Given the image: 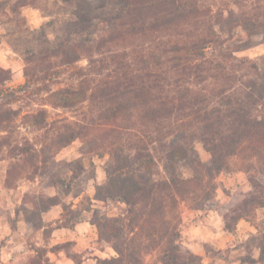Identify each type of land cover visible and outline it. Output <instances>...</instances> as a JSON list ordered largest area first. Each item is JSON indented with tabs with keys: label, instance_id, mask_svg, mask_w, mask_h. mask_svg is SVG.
<instances>
[{
	"label": "trees",
	"instance_id": "trees-1",
	"mask_svg": "<svg viewBox=\"0 0 264 264\" xmlns=\"http://www.w3.org/2000/svg\"><path fill=\"white\" fill-rule=\"evenodd\" d=\"M61 1L66 6L58 16L26 30L24 81L7 85L9 71L0 67V148L8 142L2 133L18 118L29 131H43L9 149L34 175L43 174L48 158L92 128L113 131L105 179L95 185L93 198H115L126 211L103 216L91 202L79 208L59 194L47 195L28 210V229H39L41 212L61 203L56 227H71L90 211L99 246L116 252L97 257L96 264H143L156 249L159 264H202L182 242L180 221L170 212L181 201L217 209L215 178L230 168L232 156L241 155L251 191L224 215L223 227L233 232L240 219L254 226L246 247L258 255L248 253L241 264L264 263V217L254 219L264 208V58L235 55L264 45V0H236L254 2L242 10L204 0ZM2 5L18 15L29 2ZM61 78L67 82L60 84ZM32 102L36 106L22 112V103ZM87 102L92 112L86 122L62 120L53 127L43 107L71 110ZM195 141L209 152L207 161ZM69 165L71 181L80 165L76 159ZM59 182L54 177L53 184ZM59 249L71 254L69 242L49 248ZM47 250L35 246L28 264H49Z\"/></svg>",
	"mask_w": 264,
	"mask_h": 264
},
{
	"label": "rangeland",
	"instance_id": "rangeland-1",
	"mask_svg": "<svg viewBox=\"0 0 264 264\" xmlns=\"http://www.w3.org/2000/svg\"><path fill=\"white\" fill-rule=\"evenodd\" d=\"M28 2L29 5L20 6L18 15L10 13L7 5L0 6V67L9 71V75L4 76H9L5 83L11 87L24 81L26 61L21 52L28 45L24 38L26 30L39 28L46 20L58 16L61 12L60 8L66 6L61 0H28ZM204 2L213 6L214 4L229 5L235 10L248 9L254 3L251 1L237 2L236 0H204ZM9 18H13V20ZM235 55L259 60L264 58V45L253 44L235 52ZM78 64H85V61L80 60ZM60 81V84L67 82L64 78H61ZM243 82L245 81L241 79L234 85L240 87ZM18 104H13V106L17 107ZM21 106L22 112H25L36 104L34 102L22 103ZM91 106V103L87 102L79 108L71 110L53 108L49 105L43 107L46 110L48 121L52 123L53 127L62 120L86 122L88 114L92 112ZM18 121L19 118L10 126L9 131L2 133L7 135L8 142H5L0 148V247L9 243L11 246L9 253L12 254L11 257H7L0 252V264H28L30 256L36 254L34 247L42 246L36 244L41 241L40 237L37 238L36 232L29 230L27 224L24 223L29 218L28 210L35 202H38L40 198H45L48 194H59L61 200L76 204L79 208L88 206L91 202L93 204L91 207L98 209L103 216L123 214L126 211L125 203L115 198L89 201V198L94 195L95 185L102 183L105 179L104 166L108 159L107 143L110 137L116 135L115 132H110L104 127L92 128L86 134L61 148L55 154L54 160L52 157L48 158L42 165V169L46 173L34 175L32 167L26 163L17 162V158L12 156L9 149L27 138L37 140L43 131L31 132L20 125ZM118 124L122 125V123ZM194 145L201 160L207 161L210 154L204 149L202 143L195 141ZM75 159L80 165L79 170H77V177L69 181L68 178L71 174L69 161ZM245 163L246 159L241 155H234L230 158V168L216 176L214 195L218 202L217 209L192 208L188 201H181L172 209L170 215H174L175 219L180 221L179 229L181 230L184 225L188 231L185 235L180 233L182 242L188 240L189 234L194 236L205 234L202 228V214L206 210H213V218L210 219V223H206L207 226L213 227L220 221L223 226L224 215L249 194L251 184L244 170ZM54 177L63 179V182L53 184ZM67 184H70L71 188L70 192L65 194L63 190L67 189ZM83 216H91V212L83 211ZM263 217L264 208H258L255 211L254 219L259 221ZM241 222L242 225L237 226L233 232H227L200 246L202 264H241L248 253L257 257L256 248L248 249L246 247L247 240L250 234L255 232V228L249 225L248 221ZM248 226H251V230L248 229ZM185 246L188 248L187 244ZM158 254L159 249H156L144 255L143 264H159ZM49 264L53 263L49 262Z\"/></svg>",
	"mask_w": 264,
	"mask_h": 264
},
{
	"label": "crops",
	"instance_id": "crops-1",
	"mask_svg": "<svg viewBox=\"0 0 264 264\" xmlns=\"http://www.w3.org/2000/svg\"><path fill=\"white\" fill-rule=\"evenodd\" d=\"M53 194H48L54 195ZM77 196V195H76ZM91 201H101L96 200L93 198V195L90 197ZM104 201V200H103ZM93 205V204H91ZM73 207L76 204H72ZM62 212V205L61 203L52 205L45 211L41 212V220L42 226L34 230L37 234V238L40 237V242H36L37 245L46 246L47 256L50 262L53 264H96V258H109L111 256H115L116 252L114 249L109 246L105 245L104 247H100L98 243V233L96 226L89 221L90 216L84 217L80 221L76 222L73 226H55V221L60 217V213ZM213 218V210H206L202 214V228H203V235L201 236H194L189 234L188 240H184L183 242L188 245V248L193 251L194 253L201 255L200 246L204 243L209 241H213L217 237H221L223 234L229 232L224 229L222 226V222L218 224H214L213 227L207 226L206 223H210V219ZM185 219V218H184ZM241 221L247 222L244 219H240L236 227L242 225ZM27 224V223H24ZM249 225H251L249 223ZM28 227V226H27ZM45 227H50L49 232L47 235L44 233L43 230ZM251 226H248L250 229ZM23 228V227H22ZM25 228V226H24ZM186 227L183 225L180 233L185 235L188 233L185 229ZM251 230V229H250ZM192 231V230H189ZM206 235V236H204ZM185 237V236H184ZM201 237V238H196ZM69 242V250L71 252L68 253L64 249H59L57 251H51L49 248L56 244H63ZM9 243L6 246L0 247V252H2L5 256L11 257V252L9 253Z\"/></svg>",
	"mask_w": 264,
	"mask_h": 264
}]
</instances>
